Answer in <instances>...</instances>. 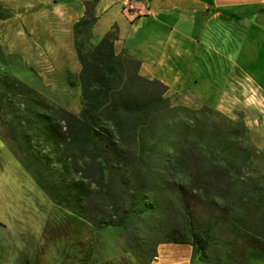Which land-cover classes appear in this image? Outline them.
<instances>
[{
    "label": "trees",
    "instance_id": "trees-1",
    "mask_svg": "<svg viewBox=\"0 0 264 264\" xmlns=\"http://www.w3.org/2000/svg\"><path fill=\"white\" fill-rule=\"evenodd\" d=\"M83 6L71 25L79 68L65 76L68 85H77L79 107L74 113L46 97L40 104L39 93L25 85L31 92L21 118L26 126H13L23 139L19 160L32 166L36 182L54 202L65 200L57 176L68 185L64 195L79 204L88 184L64 180L50 156L29 139L34 135L50 145L61 170L76 148L94 170L92 181L108 205L102 216L78 213L91 224L124 227L140 213L165 208L167 200L174 204L175 220L165 223L156 242H187L193 258L217 264L264 260V156L242 122L204 104H172L159 80L137 73L135 57L112 50L113 27L90 40L94 16L87 0ZM0 82V106L12 105L7 92L21 93L20 79L5 74ZM165 189L172 195L163 200Z\"/></svg>",
    "mask_w": 264,
    "mask_h": 264
},
{
    "label": "crops",
    "instance_id": "crops-1",
    "mask_svg": "<svg viewBox=\"0 0 264 264\" xmlns=\"http://www.w3.org/2000/svg\"><path fill=\"white\" fill-rule=\"evenodd\" d=\"M0 10L4 61L60 82L77 72L71 25L83 0H0ZM90 11L91 41L113 27L112 50L135 57L137 73L159 80L170 102L238 115L264 156V0H92ZM61 237L66 244L51 251L47 236L37 239L28 264H141L127 250L101 246L91 258L89 237ZM143 264L217 263L193 258L187 242L158 241Z\"/></svg>",
    "mask_w": 264,
    "mask_h": 264
},
{
    "label": "rangeland",
    "instance_id": "rangeland-1",
    "mask_svg": "<svg viewBox=\"0 0 264 264\" xmlns=\"http://www.w3.org/2000/svg\"><path fill=\"white\" fill-rule=\"evenodd\" d=\"M91 1L87 0V7L90 6ZM33 68L34 71L14 63L8 64L4 61L0 50V80L5 74L18 77L20 84L17 85L16 90H21V93L15 94L8 91L7 96L10 97L12 105L0 106V264H28L34 255L37 239L43 236H47L48 242L46 241L44 245H48L49 251L57 249L61 244H66L63 241L65 238L61 236H70L74 239L89 237L90 245L93 246L90 250L91 258L97 256L101 246L105 250H127L139 263L143 264L150 257L156 239L160 238V229L166 225L165 223L175 220L172 213L175 211L174 204L165 200L172 195V192L168 189L162 191L165 208H158L152 213H140L135 220H130L124 227L105 223L93 225L78 213L98 217L105 215L108 211L106 197L96 190L92 181L95 177L94 170L76 148L72 149L73 154L70 156L68 167L61 170L50 145L39 137L31 135L29 139L31 145L50 156L51 164L61 171L64 180L79 179L88 184L89 192L78 202L79 205L71 197L65 196L63 191L68 185H64L65 181H61L56 176L55 183L59 185V195L64 197L66 203L54 202L36 182L32 166L26 168L19 160L18 147L23 144V139L13 134L15 132L13 126L20 127L21 130L26 126L24 124L26 120L23 121L21 118H24V98L31 93L27 91V88L39 93L40 104L45 102L43 97H46L57 106L67 109L64 106L66 104L74 108V113L79 107L78 88H71V85L66 83V73L64 81L60 82L53 73L43 78L42 74L37 72L35 67ZM43 88L47 89L51 95L45 93ZM1 90H4V87L0 82ZM171 103L191 108L202 105ZM223 115L232 120H240L238 115ZM33 119L35 118L30 116L32 125L35 124ZM30 123L27 127L31 125ZM65 205H68L70 209ZM78 206L80 210H77ZM57 236L60 237L57 238ZM84 244L81 243V247Z\"/></svg>",
    "mask_w": 264,
    "mask_h": 264
},
{
    "label": "built area",
    "instance_id": "built-area-1",
    "mask_svg": "<svg viewBox=\"0 0 264 264\" xmlns=\"http://www.w3.org/2000/svg\"><path fill=\"white\" fill-rule=\"evenodd\" d=\"M120 1H121V4L124 5L125 3H127L130 0H120Z\"/></svg>",
    "mask_w": 264,
    "mask_h": 264
}]
</instances>
